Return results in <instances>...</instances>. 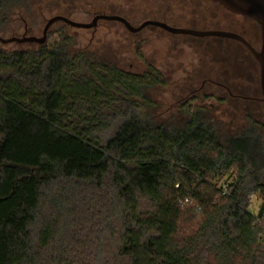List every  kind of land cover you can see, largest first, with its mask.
Masks as SVG:
<instances>
[{
    "label": "trees",
    "instance_id": "trees-1",
    "mask_svg": "<svg viewBox=\"0 0 264 264\" xmlns=\"http://www.w3.org/2000/svg\"><path fill=\"white\" fill-rule=\"evenodd\" d=\"M27 2L0 0V30ZM62 37L0 47V264H264L257 123L223 137L193 108L160 127L157 70L124 71Z\"/></svg>",
    "mask_w": 264,
    "mask_h": 264
},
{
    "label": "flooded vegetation",
    "instance_id": "flooded-vegetation-1",
    "mask_svg": "<svg viewBox=\"0 0 264 264\" xmlns=\"http://www.w3.org/2000/svg\"><path fill=\"white\" fill-rule=\"evenodd\" d=\"M106 2L112 5L116 3L111 0ZM163 2L166 6L151 13L139 25H135L126 14L113 12L111 15L124 17L134 27L154 20L174 27L228 31L240 35L246 42L222 36L175 34L152 24L135 32L123 22L116 21L132 34L144 33L146 46L154 42V39H162L166 43V49L145 52L146 69L140 74H150L154 68L160 74L157 79L165 83L150 88L149 97L155 88L172 89V101L167 102L164 94L160 102L157 100L160 105L154 106L158 126H170L176 120L185 123L191 118L193 108L203 110L204 117L218 126L221 122L215 114L212 116L206 110L207 104L214 109L231 110L235 115L239 112V105L230 101H247V106L251 102L264 104L260 100L262 92L261 96L255 93L258 89L255 79H259L260 83V65L253 53V49L261 51L263 46L261 26L250 17L232 13L212 0H156L158 5ZM13 11L12 14L20 13ZM179 37L184 38L181 40ZM259 88L261 91V85ZM211 100L217 103L213 104ZM175 110L180 113L175 114ZM167 114V118H161ZM245 118L240 128L251 125L250 117L246 115Z\"/></svg>",
    "mask_w": 264,
    "mask_h": 264
},
{
    "label": "rangeland",
    "instance_id": "rangeland-1",
    "mask_svg": "<svg viewBox=\"0 0 264 264\" xmlns=\"http://www.w3.org/2000/svg\"><path fill=\"white\" fill-rule=\"evenodd\" d=\"M106 1L108 0H28L27 3H18L12 10L20 13L12 14L14 11L11 13L8 25L0 30V36L9 38L22 36L25 33L41 36L47 20L55 15H65L79 22H90L97 14L119 12L129 16L135 25H139L151 13L158 10L161 6H166L164 2L161 3L163 5H158L156 0H111L116 2L115 5ZM143 34H132L122 23L116 21L102 20L97 28L92 29L75 28L60 22L51 28L47 44L52 45L53 43L61 42L63 35L69 36L73 53L83 51L97 60L108 62L124 71L141 74L146 69L145 52L148 51L150 53L151 50L166 49V43L162 39H154V42L146 46L143 41ZM179 38L182 40L184 37ZM29 45V43L4 45L0 42V47L7 49H17L19 47L27 49ZM36 46L37 44H32V47ZM255 85L258 88L255 92L257 93L256 95L261 96L259 79H255ZM171 92L172 89L168 88H155L152 90L150 92V98L153 103L152 111L155 112V105H160L157 100L160 102L164 94H166L165 99H167V102L172 101ZM230 102L239 105L237 115L231 110L224 111V108L214 109L209 104L206 105V110L210 111L212 116L215 114L222 123L217 126L219 133L223 137L240 134L246 129L240 128V124L246 120L245 116L247 115L250 117V121H255L258 125L257 128L261 130L262 145L264 147V104L251 102L247 106V101ZM211 103L217 102L211 100ZM224 112L225 114H223ZM174 113L178 114L180 112L175 110ZM167 116L169 114L161 118L164 119ZM177 122L178 120L175 121V123ZM228 124H231V126H228ZM250 146L255 159L264 168V150H261L256 142H251ZM233 178L234 171H231L219 181L220 186ZM262 205L263 198L254 196L250 207L253 214L258 216Z\"/></svg>",
    "mask_w": 264,
    "mask_h": 264
},
{
    "label": "water",
    "instance_id": "water-1",
    "mask_svg": "<svg viewBox=\"0 0 264 264\" xmlns=\"http://www.w3.org/2000/svg\"><path fill=\"white\" fill-rule=\"evenodd\" d=\"M212 1L221 5L223 8H225L226 10L232 13L250 17L261 26L263 46L261 51H257L253 49V53L260 65V85L262 92V96L260 100L264 103V0H212ZM102 20L123 22L129 29L135 32L141 30L143 27L149 24H152V25L160 26L175 34H192L196 36H222V37L235 38L246 42V40L240 35L228 31L197 30L193 28L174 27L165 22L154 21V20L146 21L139 27H134L124 17L120 15H111V14H98L94 16V18L90 22H79L65 15H55L47 20L43 29V34L41 36L28 35L26 33L23 34L22 36H12L9 38L0 36V42L4 45L10 43H17V44L29 43V44L45 45L48 42L49 32L51 28L57 23L62 22L75 28L92 29V28H97L99 26V22Z\"/></svg>",
    "mask_w": 264,
    "mask_h": 264
},
{
    "label": "built area",
    "instance_id": "built-area-1",
    "mask_svg": "<svg viewBox=\"0 0 264 264\" xmlns=\"http://www.w3.org/2000/svg\"><path fill=\"white\" fill-rule=\"evenodd\" d=\"M225 192V191H224ZM181 204H184V202H181Z\"/></svg>",
    "mask_w": 264,
    "mask_h": 264
}]
</instances>
